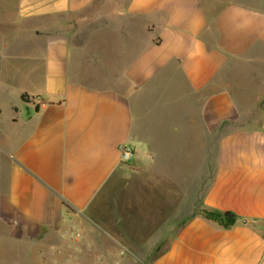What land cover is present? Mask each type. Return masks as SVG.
I'll return each instance as SVG.
<instances>
[{"label":"crops","instance_id":"0c3cea01","mask_svg":"<svg viewBox=\"0 0 264 264\" xmlns=\"http://www.w3.org/2000/svg\"><path fill=\"white\" fill-rule=\"evenodd\" d=\"M261 78L264 0H0V264H264Z\"/></svg>","mask_w":264,"mask_h":264},{"label":"trees","instance_id":"16d2710c","mask_svg":"<svg viewBox=\"0 0 264 264\" xmlns=\"http://www.w3.org/2000/svg\"><path fill=\"white\" fill-rule=\"evenodd\" d=\"M22 98H24L22 96ZM203 215L208 219L219 222L220 224L227 225L233 222V214L229 211L224 212L222 215L212 211H202Z\"/></svg>","mask_w":264,"mask_h":264},{"label":"rangeland","instance_id":"374dc122","mask_svg":"<svg viewBox=\"0 0 264 264\" xmlns=\"http://www.w3.org/2000/svg\"><path fill=\"white\" fill-rule=\"evenodd\" d=\"M249 84L251 85L253 93L258 94L264 86V78H261L258 81L249 80ZM257 110H264V101H263L262 95H260L259 97ZM0 158L3 159L1 154H0Z\"/></svg>","mask_w":264,"mask_h":264},{"label":"built area","instance_id":"2783aa9c","mask_svg":"<svg viewBox=\"0 0 264 264\" xmlns=\"http://www.w3.org/2000/svg\"><path fill=\"white\" fill-rule=\"evenodd\" d=\"M121 155L120 160L123 162L129 161L132 157V149L127 145H122L120 147Z\"/></svg>","mask_w":264,"mask_h":264},{"label":"water","instance_id":"95a60500","mask_svg":"<svg viewBox=\"0 0 264 264\" xmlns=\"http://www.w3.org/2000/svg\"><path fill=\"white\" fill-rule=\"evenodd\" d=\"M263 101H264V94L262 95Z\"/></svg>","mask_w":264,"mask_h":264}]
</instances>
